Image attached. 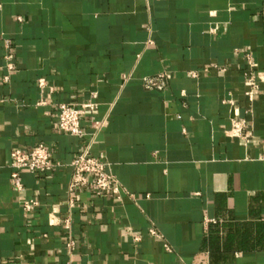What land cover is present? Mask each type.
<instances>
[{
	"label": "crops",
	"instance_id": "0c3cea01",
	"mask_svg": "<svg viewBox=\"0 0 264 264\" xmlns=\"http://www.w3.org/2000/svg\"><path fill=\"white\" fill-rule=\"evenodd\" d=\"M0 4V264H264V0ZM164 71L163 90L143 87ZM89 101L81 135L54 128L57 105ZM38 144L54 167L16 192L10 153ZM84 151L120 199L67 191Z\"/></svg>",
	"mask_w": 264,
	"mask_h": 264
},
{
	"label": "built area",
	"instance_id": "2783aa9c",
	"mask_svg": "<svg viewBox=\"0 0 264 264\" xmlns=\"http://www.w3.org/2000/svg\"><path fill=\"white\" fill-rule=\"evenodd\" d=\"M1 9V4H0ZM260 15L264 18V6L261 8ZM21 22V19H17ZM246 65L249 72L246 73L244 85L247 88L246 96L250 101L258 95V83L256 76L250 70L255 67V62L249 53L245 55ZM170 79V72L164 71L163 73L143 79V87L146 90L161 91L165 88L167 81ZM4 82L8 78L3 79ZM40 88L44 87V81H38ZM98 104L95 101H89L84 104H59L57 105V115L54 120V128L64 134L79 136L81 135L80 123L87 113H95ZM243 124L236 119L232 120V132L235 136H242ZM50 150L42 144L35 145L34 147L23 151L20 149L12 150L10 153V168L12 169L10 175V182L16 192H23L24 185L20 176L21 172L26 171L30 173H44L52 170L54 165L51 163ZM264 159V158H263ZM70 178L67 184V191L73 193L87 186H91L96 196L112 195L117 199L121 198L123 192L115 177L109 170V165L105 161L103 154L92 156L88 151H84L75 157L69 165ZM69 204L72 200L68 201ZM21 208L24 213H29L35 209L39 203L36 198H24L20 201ZM55 212V207L51 209L50 217ZM69 218L64 220L65 225H69ZM150 234L158 237L155 230L151 229ZM70 249L73 248V242L69 244ZM165 249L168 247L164 245Z\"/></svg>",
	"mask_w": 264,
	"mask_h": 264
}]
</instances>
